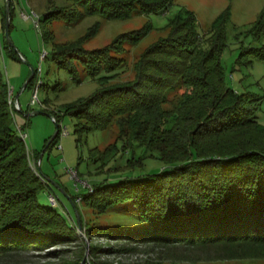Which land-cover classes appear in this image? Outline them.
<instances>
[{"label": "trees", "instance_id": "obj_1", "mask_svg": "<svg viewBox=\"0 0 264 264\" xmlns=\"http://www.w3.org/2000/svg\"><path fill=\"white\" fill-rule=\"evenodd\" d=\"M170 4V0H70L48 10L38 21L47 24L61 19L74 25L87 16L125 20L133 14L166 11ZM228 17L226 8L215 19L205 48L194 13L181 8L168 20V35L140 55L134 78L113 84L106 82L125 66L121 58L124 45L139 41L151 24L122 33L109 45L92 50L84 49L80 40L58 47L52 43V60L73 82L79 84L87 76L100 84L90 95L65 107L66 114L77 118L75 131L106 129L116 119L121 145L118 148L114 143L109 148L112 153L117 148L130 153L126 170L143 167L145 158L164 165L143 176L90 185L80 196L82 201L99 212L130 201L136 205L142 224L105 228L80 223L88 236L100 233L134 244L203 251L206 255L202 260L207 261L264 259V125L258 122L254 97L235 93L224 82L220 55ZM263 22L260 15L255 25L264 28ZM98 24L96 21L86 36L95 33ZM1 30L0 256L43 250L73 241L77 234L65 216L37 198L43 185L30 166L25 141L13 125L9 87L1 67L3 49L18 58L5 35L4 16ZM42 37L51 39V31L44 30ZM260 50L254 49L262 57ZM35 76L34 71L24 88L31 86ZM178 85L188 90L166 108L167 92ZM56 126L50 143L59 135L60 126ZM135 147H141L145 154L136 156ZM91 249L100 248L91 245Z\"/></svg>", "mask_w": 264, "mask_h": 264}, {"label": "rangeland", "instance_id": "obj_2", "mask_svg": "<svg viewBox=\"0 0 264 264\" xmlns=\"http://www.w3.org/2000/svg\"><path fill=\"white\" fill-rule=\"evenodd\" d=\"M170 1L171 4L163 12L133 14L128 19L112 21L100 16H87L79 23L69 25L61 19L42 24L38 18L52 8L69 4L70 0H0V39H3L1 24L4 16L5 21L8 19L10 23L8 37L18 57H10L3 49L1 67L12 99L16 98L19 106L11 108L13 125L25 132L30 166L43 185L37 198L65 216L77 233L75 240L43 250L30 249L1 255L0 264H264L263 258L207 261L202 260L206 255L203 251L191 253L181 247L169 250L164 246L134 244L100 233L90 237L73 221L79 219L88 227L140 226L142 221L132 202L114 204L107 211L99 212L96 207L82 201L80 196L95 183L112 182L130 175L143 176L162 169L164 165L156 159L145 158L143 167L126 170L124 167L130 153L118 150L121 134L116 119L106 129L80 134L75 131L77 118L66 114L65 107L90 95L100 84L82 73V82H73L70 74L52 60L53 44L58 47L80 40L86 50L102 48L122 33L151 24L149 32L139 41L124 45L121 58L125 66L106 84L125 82L134 78V65L143 51L168 35V20L181 8L194 13L196 30L205 48L208 47L207 38L211 35L215 19L229 8L225 45L220 55L224 82L235 93H247L254 97L258 122L264 125V28L263 25H255L260 15L264 17V0ZM96 21L99 23L97 31L86 36L87 30ZM46 29L51 31L52 40L43 39L42 32ZM254 49H261L263 56H259ZM44 53H47L45 58L41 57ZM32 70L36 76L31 86L23 88ZM41 81L43 85L38 87V101L30 105L33 90ZM184 90L188 88L179 85L169 90V103L165 107L174 105ZM53 117L58 119L57 123ZM57 124L60 126L59 135L50 143ZM64 130L66 134H63ZM114 143L118 148L112 153L109 146ZM134 153L136 156L145 154L141 147H135ZM91 245L100 249L93 251ZM52 251L57 253L51 254Z\"/></svg>", "mask_w": 264, "mask_h": 264}, {"label": "built area", "instance_id": "obj_3", "mask_svg": "<svg viewBox=\"0 0 264 264\" xmlns=\"http://www.w3.org/2000/svg\"><path fill=\"white\" fill-rule=\"evenodd\" d=\"M45 56H46V54L44 53V54H42L41 57L45 58ZM38 87H39V85H36V87L33 90L32 98L30 99V105H35L36 102L38 101V98H37ZM8 103H9V105H10L11 108L18 107L16 100L15 99H12V92H11L10 89L8 91ZM53 120L56 121L55 117H53ZM18 132H19L21 138L25 141V137H26L25 132L21 128L18 129ZM63 134H66L65 130L63 131ZM69 171L72 172L73 170L70 168Z\"/></svg>", "mask_w": 264, "mask_h": 264}, {"label": "water", "instance_id": "obj_4", "mask_svg": "<svg viewBox=\"0 0 264 264\" xmlns=\"http://www.w3.org/2000/svg\"><path fill=\"white\" fill-rule=\"evenodd\" d=\"M8 31H9V22H8V19H7V21H5V35H6V38L8 39V41L10 42V44L12 45V43H11L9 37H8ZM12 46H13V45H12ZM33 73H34V71L32 70V71H31V74L29 75L28 79L26 80L25 84L23 85V88L26 86L27 82L32 78ZM34 113H42V112H41V111H35ZM56 132H57V131H56ZM55 134H56V133H55ZM55 134H54V136H55ZM54 136H53V137H54ZM53 137H52V138H53ZM77 224H78V226L80 227L79 219L77 220Z\"/></svg>", "mask_w": 264, "mask_h": 264}, {"label": "crops", "instance_id": "obj_5", "mask_svg": "<svg viewBox=\"0 0 264 264\" xmlns=\"http://www.w3.org/2000/svg\"><path fill=\"white\" fill-rule=\"evenodd\" d=\"M8 1H10V0H8ZM29 3H31L30 1H29ZM15 100H16V98H15ZM17 101V100H16ZM17 105H18V103H17ZM19 107V106H18Z\"/></svg>", "mask_w": 264, "mask_h": 264}]
</instances>
